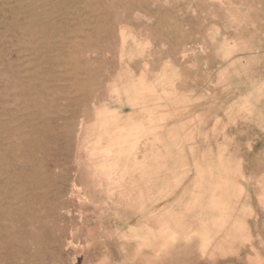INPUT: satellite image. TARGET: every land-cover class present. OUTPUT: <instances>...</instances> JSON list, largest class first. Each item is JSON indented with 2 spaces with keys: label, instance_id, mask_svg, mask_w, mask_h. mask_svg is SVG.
Masks as SVG:
<instances>
[{
  "label": "rangeland",
  "instance_id": "rangeland-1",
  "mask_svg": "<svg viewBox=\"0 0 264 264\" xmlns=\"http://www.w3.org/2000/svg\"><path fill=\"white\" fill-rule=\"evenodd\" d=\"M0 264H264V0H0Z\"/></svg>",
  "mask_w": 264,
  "mask_h": 264
}]
</instances>
